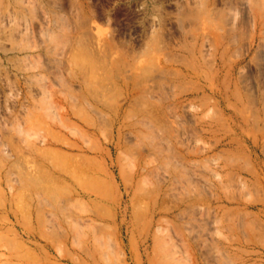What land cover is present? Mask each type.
<instances>
[{"label": "rangeland", "instance_id": "1", "mask_svg": "<svg viewBox=\"0 0 264 264\" xmlns=\"http://www.w3.org/2000/svg\"><path fill=\"white\" fill-rule=\"evenodd\" d=\"M262 58L264 0H0V264H264Z\"/></svg>", "mask_w": 264, "mask_h": 264}, {"label": "bare ground", "instance_id": "2", "mask_svg": "<svg viewBox=\"0 0 264 264\" xmlns=\"http://www.w3.org/2000/svg\"><path fill=\"white\" fill-rule=\"evenodd\" d=\"M259 58H261V57H259ZM262 59H264V58H262ZM261 61H262V60H261ZM263 62H264V61H263ZM260 64H261V63H260ZM261 66H262V65H261ZM261 66H260V67H261ZM263 67H264V66H263ZM261 68H262V67H261ZM261 72H263V71L261 70ZM247 96H248V95H247Z\"/></svg>", "mask_w": 264, "mask_h": 264}]
</instances>
